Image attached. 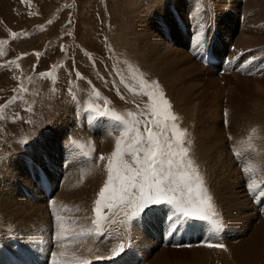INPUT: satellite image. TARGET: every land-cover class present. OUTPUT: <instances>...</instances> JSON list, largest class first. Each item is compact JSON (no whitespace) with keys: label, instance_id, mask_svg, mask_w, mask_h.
<instances>
[{"label":"rangeland","instance_id":"rangeland-1","mask_svg":"<svg viewBox=\"0 0 264 264\" xmlns=\"http://www.w3.org/2000/svg\"><path fill=\"white\" fill-rule=\"evenodd\" d=\"M142 1L143 0H0V190L3 189L0 192L3 193V195L1 194L0 197L6 196L7 198L8 195L10 199L13 198L11 201H16L18 200V196H25V190L23 191V194H19V191L22 192V189H24L23 183H21L19 180L21 175H23V173L26 171L25 169L21 168L25 167L27 164L26 162L29 163V161L20 155L21 152H17L14 147H23L24 150H29L33 154L36 149V144L41 142L42 145L39 147L41 151L38 150L35 152L37 159H44L45 161L43 162L45 165L50 166L54 161H57L58 167L61 169H57L60 170V172L59 175H57L59 178L56 180L49 175L52 178L53 183L58 185V189L54 193L55 197L59 190V184L61 185L62 178L65 174L63 173L65 167L64 163L71 156V154L64 156V153L69 148L67 141L62 139L63 136L66 135L68 127H70L66 123L65 126L61 128L63 132L62 136L56 139L58 144L54 147L55 149H49L52 148L50 147L52 145V140L49 138V136H51L53 132L56 120H58L60 117L72 119L71 116H78L79 120L86 118L89 124H91L93 127V131L95 133L92 134L89 132L88 134L89 137L91 135L94 136V138L90 137V141L92 140L94 143L97 140H103V136H105V134L109 135V133H105L103 130L105 125H118L117 128H121V125L117 123H110L94 118L92 112L86 111L84 109L85 106L87 109L93 110L97 116H101L100 113L106 112L108 114L103 115V117L109 120L127 123L131 129V131L127 130L128 134H121V131L111 132L110 136L114 137V143H112L114 145H112L113 147L109 145L108 148H105L102 140L100 142L97 141L98 144L96 146L101 147H99V149H94L92 155L95 157L97 156V159H100L101 155L104 156V166L102 165L100 168L103 177L95 192L96 198L98 199L99 188L101 185L103 187L104 183L107 181V179L105 181V177L108 176L106 163L110 158L111 153L115 151L116 141L121 140L122 145H133L138 136L141 139L146 136L145 120L154 119L150 115L151 101L145 94L147 91L163 93L164 97L170 102V111L178 117L176 121H168L167 127H165L163 123L161 124V127L153 126L152 131L158 134L161 140L168 139L170 142L173 141L172 124L176 125L178 131L184 133L182 140L183 146L189 149L188 159L193 162L198 174L201 171L204 179L206 178L205 182L208 185L206 189L208 193L210 191V193H212L210 196L212 198L213 196L216 198V202H213L212 204H226L223 201L220 203L219 199H229L232 195L229 193L227 186L226 188L222 189L223 193L221 194L223 197L220 198L218 195L219 192L215 194L213 193L215 190V185L219 183V181H224V178H222L223 176L220 174L219 169L216 170L215 168L210 167L206 169L199 161V158L196 154L195 145L197 144L195 141L200 142L203 140V142L206 144L209 140L208 138L214 139V141L217 142V146L220 145V147H222L220 148L221 151L224 149L223 162L227 168L226 156L229 161L233 163L232 158L229 157L231 155L227 148L230 137L236 139L237 137L241 136L242 133H248L250 130L252 132L256 131V133L254 132L255 138L260 137L259 139L249 138L248 142L239 141V143L236 145L245 147V152H247V150L250 151L247 152V155L253 154L255 157L256 165L254 170L248 172V168H245L247 172L250 175L255 174L258 177L264 175V163L261 160V156L264 158V140H262V138H264V125L261 122L258 123L259 121H262L261 119L263 116H259V118H261H258L257 122L255 119L257 116L253 115L254 113L252 110V108L254 109L255 106L260 104L263 106L262 114H264V72H261L264 71V67L260 72H257V70H255V66H253L251 68L252 71L249 73L250 76H243L236 73H227L223 75L222 78H219L216 71H214L215 69H211V67H203L202 64L196 61L187 52L186 48L184 47L185 39L183 38L181 32L177 30L175 22L168 11V1L154 0L155 6L148 12L149 14L146 20L149 22L151 21L149 25H152L153 22H156L157 17H161L163 19L160 13L163 12L161 7L164 8L168 18L164 17L163 21L169 26V34L172 36L175 42L173 44L167 42L158 26L154 33L151 34L163 40L165 43L164 45L168 49L170 46L173 49H177L179 51L181 50V52L186 56L183 61H176L175 59V65L173 64L172 66L161 67L160 64L162 62L156 61L155 58L151 61L149 56L147 58L145 54H140L137 50L135 43L137 40V36H135L137 32L135 31V28L138 27L137 24L139 22V17L137 16L136 11L140 8L138 6L141 5ZM172 1L176 4L180 12L184 9V0ZM189 1L192 7L199 6L202 12L205 10L212 18L215 17L213 21L214 24H216V40L220 43L221 47L225 43L222 48L223 51H227V48L230 44L234 45L233 42L238 38V33L243 28L247 27L250 31V34H252L251 37H254L256 41V45L254 43V45L251 46V49L258 48L256 54L259 56L264 55L263 0H261L262 2L260 0ZM241 14H243V20ZM182 16L185 18L183 14ZM240 20H242V22ZM250 24L252 25L250 26ZM133 38L136 40H131ZM242 49L243 48L237 49L238 53ZM235 50L236 49L231 50L232 54L235 53ZM167 54L172 56L171 51ZM160 56L163 57L162 55ZM177 56H179V54H177ZM187 57H189L192 62ZM249 58H251V56ZM245 59L247 62L244 64L251 62V60L248 59V56H246ZM158 60L164 59L161 58ZM186 61H188V63ZM190 62L192 63V69L188 71V64H191ZM198 64H200L202 68L205 69V71L200 69ZM169 68L171 69L169 70ZM184 68H186L185 71L177 73L178 70H184ZM210 78H213L214 80ZM221 79L224 80V83H222L223 81H221ZM212 80L214 81L215 87L211 82ZM92 81L97 84L99 91L95 89ZM215 88L217 91H215ZM260 88L263 90L261 91ZM254 96L257 97L255 98ZM252 99H254L255 102L254 100L252 101ZM77 102L84 106L79 105V107ZM67 103L71 105L66 106ZM233 105L234 107L238 106L240 111L238 107L234 108ZM70 106L72 108L73 115H70L71 110L70 112L67 110V108ZM182 109L184 111L188 110L186 112L189 115L185 114ZM189 110L191 111L189 112ZM76 112L81 115H76ZM214 113L217 114V117ZM117 116L120 117L119 120L116 119ZM212 117H216L215 120L212 119ZM246 118H250V121H248ZM243 119H245V121H243ZM254 120L257 123L254 122ZM246 123L251 126H247ZM253 123L256 124V126ZM253 128L255 130H253ZM121 129L123 130V128ZM44 133L46 134L44 135ZM205 134L207 136H205ZM237 134L239 135L237 136ZM205 137H208L207 140ZM22 141L29 142L19 144L16 143ZM255 145L259 147L260 150L257 147H254ZM217 146L214 147L217 149ZM249 147L253 150H251ZM215 148L213 149L215 150ZM60 149L63 152L62 157L59 156ZM83 153L84 155L88 154V152ZM72 155L75 156L74 154ZM125 159L131 161L132 156L127 155ZM250 165L251 162L248 161L245 167H249ZM252 165H254L253 162ZM231 167H233V169L236 168V166H229V168ZM4 169L6 170L4 171ZM224 169L225 167L222 166L221 170ZM237 170L238 169H236V171ZM4 175L7 176L5 177ZM217 175H220L222 179L220 180L219 176ZM239 183L242 185L240 188L243 190L242 192L244 197H247V194H244L245 191L243 189V183L241 179L239 180ZM210 184L211 186L214 185V188L210 187ZM16 187V191L19 189V191H17L18 195L16 194L15 190H13ZM247 199L250 205H252L249 197H247ZM37 201L39 204H46L44 199L39 198ZM58 202L59 200H56L55 203L52 204V207L57 209V216L64 214L66 211L64 204H62L61 201L59 203ZM2 205L4 206L5 204ZM2 205L0 206V210L2 212H0V224L2 222V228H6V230H2V228H0V233L2 232L0 235V261L4 258V256H1L3 252L7 249L11 250V243L17 240L16 236L19 238V240H21V242L23 237L27 244L31 246L42 245V248L46 246L45 243L50 242L48 239L51 240L50 237L54 236V230H57V228L54 221H52V223H54L53 225L47 220L44 221L46 216L50 217L51 219H55V217L52 216V212H50L49 206L46 205L45 210L42 212V209L39 211V209L35 207V209L29 210V208L27 209V206L23 208L17 203L19 206L18 208L24 211V216L26 215L25 218L30 219L27 217L28 213L33 217L30 219L31 221L28 220L25 222L23 219L22 221H18L19 218L14 219L11 218V216H8V220L6 219L4 221L5 217L7 216L6 211L4 212V209L10 206V208H7V210H12L16 204L12 205V203L8 201V205H6L7 207H3ZM115 207L111 211H109L107 208L102 209L103 213L108 215L106 219L111 218L109 216L113 215V223H115L113 225L118 229H116L115 232L117 234H113V238H121L126 242L131 241L133 245L135 231H133L134 229L131 226L126 227L124 224L123 220H128L125 210L123 209L120 213H118ZM253 207L255 208V206ZM224 210L225 209H223V214L220 212V217H222V220L220 217L211 218L210 215V218H208L211 222H214L213 225L216 228V234H213V236L216 235L218 237V242L220 240L219 243L223 245L224 242H222V239H224L228 225L230 226V224L233 222L232 220L234 219L230 211L226 210L224 213ZM171 211L172 210H169L167 213ZM128 213L131 214L130 211H128ZM256 213L257 215L259 214L257 210ZM252 215L253 218H255H248L247 220V222H249L248 224L252 223L251 227L246 226L248 232L251 229V231H255V229H257L258 218H256L255 213H252ZM74 216H78V214L74 213ZM12 220L14 224L12 223ZM90 222L86 223L84 226L86 228L82 229H85L84 231L81 230L82 226L78 227V231L85 232L88 230V228H92V223ZM158 222L159 221L156 218L154 223L150 222L149 224L154 230H156L158 227ZM4 224H8L9 226H5ZM28 224L29 226H27ZM89 224L91 225L90 227L88 226ZM102 225L104 227L107 226L105 221L102 223ZM209 225L211 227L204 228V232L207 229L213 230L212 225L210 223ZM65 226L67 227V224ZM13 227L16 230V235L14 233L15 230ZM48 228H50V230H48ZM21 229L24 230V233ZM119 229L121 231H119ZM139 231H142V229H139ZM156 231L158 232L157 235L160 237L159 230ZM148 233L150 238L154 241V235L151 234L149 230ZM93 237L96 238V236ZM94 238L93 240H95ZM232 240L235 241L234 239ZM155 245L157 247L153 245V249L147 259L156 258V256H159L162 262L166 259L163 264H175L172 263L175 261L177 264H179V262L180 264H195L194 259L197 255H195V253H207L208 248L210 253L207 254L209 256L212 255L210 247H207L205 243L202 245H168V248L166 246H161L160 243H156ZM97 247L101 246L98 244ZM196 247H200V249L197 251ZM202 247H205L206 249ZM192 248L197 252L192 250ZM169 249L174 251L172 252V250ZM188 249L191 250L189 251ZM138 250L140 253V249ZM168 250L171 254L168 252ZM186 250L189 252H186ZM165 253L167 254L166 256L168 259L164 255ZM183 253L185 254L183 255ZM216 254L218 253H215V255L213 253V255L210 257L213 261L216 257V259L220 257V254L219 256H216ZM179 258L180 260H178ZM169 260L172 261L169 262ZM183 260H186L187 263ZM68 262L69 264H80L79 262L73 261H67L65 264ZM147 262L149 261L147 260Z\"/></svg>","mask_w":264,"mask_h":264},{"label":"bare ground","instance_id":"bare-ground-1","mask_svg":"<svg viewBox=\"0 0 264 264\" xmlns=\"http://www.w3.org/2000/svg\"><path fill=\"white\" fill-rule=\"evenodd\" d=\"M232 1V0H231ZM244 1V0H243ZM261 1V0H260ZM264 1V0H263ZM259 2V1H258ZM262 2V1H261ZM260 2V3H261ZM156 3V2H155ZM248 3V2H247ZM257 3V1H256ZM264 3V2H263ZM147 4V5H145ZM259 4V3H258ZM262 4V3H261ZM164 5V4H163ZM254 5V3H253ZM252 5V6H253ZM260 5V4H259ZM264 5V4H263ZM154 0H143L141 5L138 6L140 7L139 9H137L136 11V14L137 16L139 17V22H138V27L135 28V31L137 32V34L135 36H137V40L136 39H131V40H136V46H137V50L139 51L140 54H145V56L148 58V56L150 57L149 59H156V61L158 62H162L160 64L161 67H168V66H172L174 64V60L176 59L177 60H180V61H183L185 59V55L181 52V50H177V49H173L169 46V49L164 45L165 43L163 42V40H161L160 38H158L157 36H154L152 35L151 33H154V31L156 30L157 28V23L156 22H153L152 25H149V22L148 20H146V18H148V12L150 11L151 8H154ZM243 6V5H242ZM249 6V5H248ZM257 7V6H256ZM248 8V7H247ZM255 8V6H254ZM263 8V7H262ZM257 9V8H256ZM260 9V8H259ZM258 9V10H259ZM152 10V9H151ZM161 10L163 12L160 13V15L163 17H166L168 18V15L166 13V10L164 8L161 7ZM165 10V11H164ZM262 10V9H261ZM153 13V11H152ZM258 14V13H257ZM247 17V16H246ZM136 18V17H135ZM135 18H132V19H135ZM129 20V19H128ZM138 20V19H137ZM132 21V20H131ZM169 21V19H168ZM174 21V20H173ZM134 22V21H133ZM252 22V21H251ZM245 23V22H244ZM256 24V23H255ZM243 25V24H242ZM245 25V24H244ZM252 24H250L251 26ZM133 27V26H132ZM150 27V29H149ZM241 27V26H240ZM249 27V26H248ZM243 28V27H242ZM241 28V29H242ZM256 29V28H255ZM134 31V30H132ZM240 31V30H239ZM134 32V33H136ZM132 33V32H131ZM239 36L238 38L233 42L234 45L236 46V49H239V48H247V47H251L252 45H256V41L254 39V37H251L252 34H250V31L247 27L243 28L239 33ZM264 37V35H263ZM262 37V38H263ZM163 39V38H162ZM264 39V38H263ZM263 41V40H262ZM129 42V41H128ZM232 42V41H231ZM134 43V44H135ZM225 44V43H224ZM223 44V46H224ZM261 44V43H260ZM259 44V45H260ZM264 45V44H263ZM222 46V48H223ZM179 49V48H178ZM172 52V56H169L167 53L168 52ZM177 54H179V56H177ZM160 55H162L163 57H161ZM167 55V56H166ZM164 59V60H158V59ZM191 62L192 60L187 57ZM148 60V59H147ZM149 61V60H148ZM188 63V61H186ZM190 62V63H191ZM150 63V62H149ZM159 64V63H158ZM180 64V63H179ZM175 65V64H174ZM188 71L192 69V63L191 64H188ZM200 66V69H203L202 66L200 64H198ZM197 65V66H198ZM155 67V66H154ZM196 67V66H195ZM204 67V66H203ZM206 67V66H205ZM208 68V67H207ZM171 68H169L170 70ZM186 68H184V70H178L177 73L181 72V71H185ZM210 69V68H209ZM205 71V69H203ZM211 70V69H210ZM207 71V70H206ZM209 72V70H208ZM171 74V73H170ZM179 75V74H178ZM233 77V76H232ZM234 78V77H233ZM210 79H213V78H210ZM214 80V79H213ZM211 81L214 85V81ZM241 80V79H240ZM231 85V84H230ZM257 86V85H256ZM187 87V86H186ZM215 87V85H214ZM261 89V88H260ZM263 89H261L262 91ZM215 91L216 88H215ZM233 91V90H232ZM185 93V92H183ZM264 93V92H263ZM232 94V93H231ZM208 95V94H207ZM260 95V94H259ZM262 95V93H261ZM211 96V95H210ZM255 98L257 96H254ZM184 98V97H183ZM189 98V97H188ZM261 98V97H260ZM254 99H252L253 101ZM261 100V99H260ZM180 101V100H179ZM177 101V102H179ZM263 101V100H261ZM255 102V100H254ZM257 102V100H256ZM259 102V101H258ZM73 103V102H72ZM78 103V102H77ZM188 103V101H187ZM262 103V102H261ZM74 104V103H73ZM259 104V103H257ZM71 104H68L66 106H69ZM80 105V103H78V106ZM178 105V104H177ZM190 105V104H189ZM188 105V106H189ZM250 105V103H249ZM251 106V105H250ZM73 107V106H72ZM80 107V106H79ZM78 107V108H79ZM234 107V105H233ZM238 107V106H237ZM237 107H234V108H237ZM75 108V107H74ZM73 108V109H74ZM77 108V109H78ZM252 108V107H250ZM248 108V109H250ZM76 109V108H75ZM80 109V108H79ZM180 109V108H178ZM239 109V107H238ZM62 110H65V109H62ZM68 112H70L71 110V113L70 115H73V112H72V108L71 106L67 108ZM82 110V109H81ZM183 110V109H182ZM245 110V109H244ZM253 110V115H256L257 118H255L258 122V118L259 116H263L262 117V121H259L258 123H263L264 125V114H262V110H263V106L262 105H257L254 107V109L252 108ZM76 111V110H75ZM186 111L188 110H183V112L187 115H189ZM191 110H189L190 112ZM240 111V109H239ZM243 111V110H242ZM241 111V112H242ZM218 112V111H217ZM264 112V111H263ZM66 113V112H65ZM77 113V112H76ZM232 113V112H231ZM243 113V112H242ZM191 114V113H190ZM217 117V114L214 113ZM245 114V113H244ZM64 115V114H63ZM76 115H81V114H76ZM242 115V114H241ZM246 115V114H245ZM234 116V115H233ZM244 116V115H243ZM255 116V117H256ZM71 118L69 119H66V118H62L60 117L58 120H56L55 122V127L53 128V132L51 134V136H49V138L52 140V145L50 147L52 148H49V149H55L54 147L58 144V141L56 140L57 138L61 137L63 132L61 130L62 127L65 126V123L68 124V130H67V133L65 136H63L62 139H64L65 141H67L68 143V146H71V143L74 145L75 148H77L78 150H83V151H86L88 153H93L94 152V149H99V147L101 146H96L98 144V142L100 141H90V137L91 138H94L93 135H91L90 137L88 136L89 132L92 133V134H95L94 131H93V127L91 126V124H89V122L87 121L86 118H84L83 120H79L78 116H71ZM82 117V116H81ZM211 117V116H210ZM215 117V118H216ZM246 117V116H245ZM215 118L212 117V119L215 120ZM261 118V117H260ZM259 118V119H260ZM239 119H242V118H239ZM247 119V118H246ZM213 120V122L215 123V121ZM248 121H250V118L247 119ZM253 120V118H252ZM251 120V121H252ZM243 121H245V119H243ZM247 122V121H246ZM253 122V121H252ZM254 122H256L254 120ZM256 122V123H257ZM247 126L248 123H246ZM250 124V123H249ZM252 124V123H251ZM254 124V123H253ZM59 125V126H58ZM117 125V124H116ZM242 125V124H241ZM256 126V124H254ZM262 125V126H263ZM52 126V125H51ZM215 126V125H214ZM232 126V125H231ZM251 126V125H250ZM249 126V127H250ZM254 126V127H255ZM259 126V125H258ZM117 126L115 125H112V124H107L105 125L104 127V132L105 133H109V135H106L103 136V144H104V147L105 148H108L109 145L111 147H113L114 145L112 143H114V137L110 136L111 132L115 131L117 128ZM212 127V126H210ZM241 127V126H240ZM248 127V128H249ZM264 127V126H263ZM112 129V131H111ZM51 130V129H50ZM124 130V129H123ZM234 130V129H233ZM245 130V129H244ZM253 130H255L253 128ZM262 130V129H260ZM211 131V130H209ZM256 133V131H254ZM253 132V133H254ZM103 133V132H102ZM43 134V133H42ZM46 133H44L45 135ZM104 134V133H103ZM200 134V133H199ZM223 134V133H222ZM221 134V135H222ZM258 134V133H257ZM116 135V134H115ZM198 135V134H197ZM68 136V138H67ZM200 136V135H199ZM205 136H207L205 134ZM260 136V135H259ZM258 136V137H259ZM211 137V136H210ZM218 137V136H217ZM44 138V137H43ZM48 138V137H47ZM48 138V139H49ZM100 138V137H99ZM206 138V137H205ZM208 138V137H207ZM206 138V140H207ZM257 138V137H256ZM260 138V137H259ZM257 138V139H259ZM42 139V138H41ZM98 139V138H97ZM197 139V138H196ZM208 142L205 144V142L200 141V142H197L195 141V143L197 145H195L196 147V154L199 158V161L204 165V167L207 169V168H215L216 170L219 169V172L220 174H222V178H224V181H219V183H217L215 185V190H214V194L219 192L218 195L221 197L223 193L222 189L223 188H226V186L228 187L229 189V193L232 195L231 198L229 199H224V198H221L219 199L220 200V203L223 201L225 202L226 204H219V203H215L213 204V212L211 213L213 216L212 217H220V212L223 214V209L224 210V213L225 211H230L233 215L232 217L234 218L232 221V223L230 224V226L228 225V228L226 230V233L224 235V239H222V242H224V248H210L211 252H212V255L214 253H218L216 254V256L220 254V257L218 259H214V261L212 260V258H210L211 256H209L208 254L210 253L208 250H207V253H195L197 252L199 248H197L195 251L193 248L192 250H194L195 252V255H196V258L194 259V262L195 264H264V218H262L261 216L257 215L256 211H255V208L250 205V203L248 202V199L247 197L243 195V190L242 188V185H240L239 183V173L236 171L237 168L233 169V167L229 168V166H235L234 165V161L232 159V162L231 163L229 161V159L227 158L226 156V164H227V168H226V165L225 163L223 162L224 161V149L221 151L220 148V142L218 141V145L217 146V142L214 141V139H210L208 138ZM217 139V138H216ZM39 140V139H38ZM62 140V141H64ZM95 140V139H94ZM200 140V139H199ZM218 140V139H217ZM262 140H264V138H262ZM64 141V142H65ZM262 142V141H261ZM260 142V143H261ZM262 144V143H261ZM260 144V145H261ZM31 145V144H30ZM40 145H42V142L41 143H37L36 144V149H35V152H37L38 150H40ZM113 145V146H112ZM223 145V143H222ZM29 146V145H28ZM33 146V145H32ZM214 146H217V149L214 147ZM224 146V145H223ZM248 146V145H247ZM253 146V145H252ZM34 147V146H33ZM97 147V148H96ZM219 147V148H218ZM254 147H257L256 145ZM264 147V146H263ZM15 150L17 152H21L20 155H22L27 161H29L30 164H33L34 166H40L42 167V170H44L43 168L46 167L45 163L43 161H45L44 159H40L38 158L37 159V155L35 154V152L32 154L31 151L29 150H24L23 147H14ZM27 148V147H26ZM215 148V150L213 149ZM245 148V147H244ZM248 148V147H247ZM250 148V147H249ZM259 149V147H257ZM256 148V149H257ZM32 149V148H30ZM112 149V148H111ZM220 149V150H219ZM251 149V148H250ZM33 150V149H32ZM110 150V149H109ZM253 150V149H251ZM260 150V149H259ZM99 151V150H98ZM107 151V150H106ZM258 151V150H257ZM97 152V151H96ZM101 152V151H100ZM111 152V151H109ZM247 152H250L247 150ZM246 152V153H247ZM252 152V151H251ZM104 153V152H103ZM254 153V152H253ZM19 154V153H17ZM16 154V156H17ZM67 151L64 153V156H67ZM84 154V153H83ZM106 154V153H105ZM255 154V153H254ZM264 154V153H263ZM63 155V152L62 150L60 149V153H59V156L62 157ZM75 156H73L71 154L70 158L64 163V171L63 173L64 174V177L62 178V183L61 185L59 184V190L57 192V194L55 195V197L53 198V202L52 204L55 203L56 200H59V202L61 201L62 204H64L65 206V213L62 214V215H59L58 217L60 218L59 221H57V218L55 219H51L50 217L46 216L45 220L44 221H49L50 223H52V221H54L55 226L57 228V230H54V236H51V240L48 239L50 242L49 243H45L46 246H44L42 248V250H45L47 247L50 248V251L51 253H56V257H55V261H56V264H65V262L67 261H73V262H79L80 264H83L85 262H89V264H163V262L166 260H164L163 262L160 260V257L159 256H156V258H151V259H147V257L150 255V252L152 251L153 249V245L156 246L155 244L158 243V241L160 242V239H159V236L157 235V238L156 236L154 235L153 238H154V241L150 238L149 236V233H148V230H146V228H143L142 231H139V228L133 224L132 222H129V220H123L124 221V224L125 226H131L135 231V236L133 238V245H132V242L129 241V242H126L128 247L131 248L130 252L129 253H122L120 256L116 257V258H112V259H109V257H111V254L113 253V250L116 248V245H117V242H118V239L114 240V238H111L113 240H109V241H105L103 239H106V236L102 237V236H99L97 237L96 236V241H99L100 238H101V242L98 243L99 246L101 247H97L98 244H94V240H93V236L95 235H92V236H88L87 238H82V239H79V240H76V241H68V242H65L63 244H58L56 241H57V232L60 231V228L58 227L59 224H62L63 227L65 229H67L66 232L63 233V235L65 236H70V234H77L79 232H82L84 230H82L83 228H86L84 227L86 225V223L92 221V215L95 214L94 211H93V208L95 207V201H96V195H95V192H96V189L97 187L99 186L101 180H102V172H101V166L103 165L104 166V160H100V159H97L94 155H90L89 157V161L88 162H84L82 160V158H79L78 155L79 153H75L74 154ZM87 155V154H86ZM261 155V154H259ZM258 155V156H259ZM15 156V157H16ZM19 156V155H18ZM107 156V155H106ZM229 156V155H228ZM257 156V155H255ZM230 157V156H229ZM247 157H250V162H251V165L249 167H245V168H248V172L249 171H253L254 168H255V165H256V161H255V157L253 156V154H249L247 155ZM253 157V158H252ZM262 157V162L264 163V158L263 156ZM20 158V157H19ZM99 158V157H98ZM257 158H260V157H257ZM16 159V158H15ZM54 159V158H53ZM252 159V160H251ZM20 160V159H18ZM258 160V159H257ZM14 161V160H13ZM252 162L254 163V165H252ZM261 162V163H262ZM28 163V162H26ZM248 163V162H247ZM57 164L58 166V163L57 161H54L53 164L51 166H55ZM107 164V163H106ZM202 165V166H203ZM248 165V164H247ZM263 165V164H262ZM224 166L225 169L224 170H221V167ZM261 166V165H260ZM8 167V166H7ZM262 167V166H261ZM60 169V167H58ZM21 169H25L26 170V166L25 167H22ZM6 169H4L5 171ZM9 170V169H8ZM61 170V169H60ZM60 170H57L55 172H50L49 175L53 178V179H57L59 178V172ZM257 170V169H255ZM208 171V170H207ZM261 171V170H260ZM62 172V171H61ZM210 172V171H209ZM208 172V174H209ZM213 172V171H212ZM10 173V172H9ZM254 173V172H253ZM257 173V172H256ZM38 175L40 176V174L38 173ZM215 175V173H214ZM5 176V175H4ZM7 176V175H6ZM5 176V177H6ZM219 176L220 180L222 179L220 175H217ZM47 176L43 179V183H42V188L39 189L37 186L35 187V184L34 182L32 181V179L28 176L27 172L25 171V173H23V175H21L20 177V182L23 183V186H24V189H22V192L19 191V189L17 191H19V194H23V191L25 190L24 194L25 196L24 197H21V196H18V200L14 201L11 199L13 198H9V196L7 195V198L6 196H2L0 197V206L2 204H5L4 206L8 205V201L12 203V205H15L16 206L10 210L7 208H10L7 207L4 209V212L6 211V217L4 219V221L7 219L8 220V216H11V218H19L18 221H23L25 220L28 221L30 219H32V215L28 213V216L30 219H27L25 218L24 216V211L23 210H20L17 205L20 204L21 207H25L27 206V209L29 208V210H32V209H35V207L37 209H39V211L42 209V212L43 210H45L46 208V204H39V202L37 201L39 198L40 199H44L45 202L46 200L49 198V193H51V183L47 180ZM5 179V178H4ZM13 179V178H12ZM218 179V178H217ZM216 179V180H217ZM2 181V180H1ZM18 181V182H19ZM59 183V181H58ZM20 185V184H19ZM7 186V185H6ZM214 186V185H213ZM211 186L210 184V187H213ZM2 188V187H1ZM214 188V187H213ZM212 188V189H213ZM17 187L13 190H15L16 194L18 195V192L16 191ZM3 190V189H1ZM0 190V192H1ZM5 190V189H4ZM227 191V190H226ZM8 192V191H7ZM54 192V191H53ZM211 192V191H210ZM209 194H212L210 193ZM228 192V191H227ZM225 193V192H224ZM1 194L3 195V193H0V196ZM5 194V193H4ZM245 194V192H244ZM226 195V194H225ZM246 195V194H245ZM255 195H257V192H255ZM51 196L53 197L54 196V193L51 194ZM213 196V195H212ZM218 196V198H219ZM214 199V200H213ZM216 198H212L213 202H216L215 201ZM218 200V199H217ZM41 201V200H40ZM58 202V203H59ZM230 203V204H229ZM57 204V203H56ZM3 206V205H2ZM3 206V207H4ZM22 208V209H23ZM61 208V207H60ZM253 208H254V211H253ZM63 209V208H62ZM106 209V208H105ZM1 212V210H0ZM2 213V212H1ZM32 213V212H31ZM40 213V212H39ZM74 213H77L78 216H74ZM252 213H255L256 215V218L257 221H258V224H257V229H255V231H249L248 232V229L246 226L248 227H251V224H248L249 222H247L248 218H253V215ZM38 214V213H37ZM45 214V213H44ZM4 215V214H3ZM47 215V214H46ZM67 215V216H66ZM115 216V215H114ZM225 216V215H224ZM229 217V216H227ZM1 218V217H0ZM4 218V217H3ZM10 218V217H9ZM40 218V217H39ZM210 218V217H209ZM221 220H222V217H220ZM245 218V219H244ZM255 218V217H254ZM253 218V219H254ZM121 219V218H120ZM224 219V218H223ZM226 219V218H225ZM252 219V220H253ZM11 220V219H10ZM212 220V219H211ZM218 220V219H217ZM230 220V219H229ZM3 221V220H2ZM15 221V220H14ZM31 221V220H30ZM37 221V220H36ZM120 221V220H119ZM159 221V220H158ZM207 222H209L212 227H213V230L212 229H207L205 232H206V235L207 237H209L210 239L206 238L207 241H203V239H201V242L198 241V244L197 245H202V244H207V243H217L218 242V237L216 235L213 236V234H216V228L214 227L213 225V221L211 222L209 219H206ZM219 221V220H218ZM217 221V223H218ZM228 221V220H227ZM9 222V221H7ZM11 222V221H10ZM247 222V223H246ZM12 223H13V220H12ZM20 223V222H19ZM23 223V222H22ZM44 223V222H43ZM52 223V225L54 224ZM91 223V222H90ZM118 223V222H117ZM230 223V222H229ZM238 223V224H237ZM246 223V225H245ZM9 224V223H8ZM8 224H4L5 226H7ZM14 224V223H13ZM12 224V226H13ZM17 224V222H16ZM21 224V223H20ZM31 224V223H30ZM38 224V223H37ZM36 224V225H37ZM47 224V223H46ZM67 224V227L65 226ZM115 224V223H113ZM112 224V225H113ZM219 224V223H218ZM236 224V225H235ZM11 225V224H9ZM8 225V226H9ZM23 225V224H22ZM26 225V224H25ZM35 225V226H36ZM39 225V224H38ZM37 225V226H38ZM147 225V224H146ZM146 225H144V227H146ZM223 225V224H222ZM29 226V224L27 225ZM81 227V230L82 231H78V227ZM225 226V225H224ZM16 227V226H15ZM18 227H19V224H18ZM21 227V225H20ZM24 227V226H23ZM107 227V226H106ZM118 227V226H117ZM121 227V226H120ZM130 227V228H131ZM223 227V226H222ZM256 227V225H255ZM0 228H2V222L0 224ZM40 228V227H39ZM6 230V228H2V230ZM10 229V228H9ZM14 229V227H13ZM29 229V228H28ZM91 229V228H88V230ZM116 227L111 226V233L112 234H117L115 233L116 232ZM126 229V228H125ZM15 230V229H14ZM31 230V229H30ZM44 230V229H43ZM88 230H86L85 232H87ZM118 230V229H117ZM11 231V230H10ZM26 231V230H25ZM32 231V230H31ZM119 231H121L119 229ZM132 231V232H133ZM221 231V230H220ZM225 231V230H224ZM28 232V231H27ZM35 232V231H34ZM129 232V231H127ZM2 233V232H1ZM0 233V235H1ZM15 235L17 234L16 233V230H15ZM122 233V232H121ZM124 233V232H123ZM134 233V232H133ZM5 234V233H3ZM13 234V233H11ZM28 234V233H27ZM33 234V233H32ZM130 234V233H129ZM14 235V236H15ZM35 235V234H34ZM107 235V234H106ZM28 236V235H27ZM120 236V234H119ZM213 236V237H212ZM117 237V236H116ZM131 237V235H130ZM49 238V237H48ZM103 238V239H102ZM2 239V238H1ZM11 239V238H10ZM16 239L15 241H19V238H17L16 236ZM23 241H24V238L22 237ZM95 239V238H94ZM130 239V238H129ZM156 239V240H155ZM232 239H234L235 241H233ZM93 242V243H92ZM220 242V240H219ZM218 242V243H219ZM3 243V242H2ZM221 244V243H220ZM33 246H36V245H33ZM157 247V246H156ZM167 247V246H166ZM5 248V247H4ZM168 248V247H167ZM202 248H205V247H202ZM142 252L141 254L139 253V250ZM206 249V248H205ZM163 250H166V249H163ZM169 250H172V249H169ZM168 250V252H169ZM189 250V249H188ZM191 250V249H190ZM189 250V251H190ZM11 252H13L12 250H9ZM103 251V252H102ZM138 251V252H137ZM174 250H172L173 252ZM176 251V250H175ZM186 250V252H189ZM206 251V250H205ZM161 252V251H160ZM184 252V251H183ZM202 252V251H201ZM170 253V252H169ZM171 254V253H170ZM180 254V253H179ZM185 253H183L184 255ZM153 255V254H152ZM156 255V254H155ZM162 255V254H161ZM165 256L167 255L166 253L164 254ZM174 255V254H173ZM1 256H4L3 260H1L0 264H6V262L8 261L9 259V256L3 252V254ZM97 256H101L102 257V263L100 262H96L95 261V258ZM187 256V255H186ZM164 257V256H162ZM195 257V256H193ZM214 257V256H213ZM167 258V256H166ZM188 258V256H187ZM190 258V256H189ZM168 259V258H167ZM173 259V258H172ZM147 260L149 262H147ZM175 260V259H173ZM180 260V258L178 259ZM189 260V259H188ZM193 260V258H192ZM168 261V260H167ZM172 261V260H169V262ZM184 262H186V260H183ZM72 262V263H73ZM182 262V261H181ZM172 263H175L177 264V262H172ZM187 263V262H186ZM49 264H53V257L50 259V263ZM69 264V262L67 263ZM74 264V263H73ZM180 264V262H179ZM193 264V263H191Z\"/></svg>","mask_w":264,"mask_h":264},{"label":"snow or ice","instance_id":"snow-or-ice-1","mask_svg":"<svg viewBox=\"0 0 264 264\" xmlns=\"http://www.w3.org/2000/svg\"><path fill=\"white\" fill-rule=\"evenodd\" d=\"M201 41V35L194 37L193 47ZM150 104V115L154 119L145 120L146 136H139L133 145H122L116 141L115 151L107 161V181L100 188L98 199L95 201L92 219V228L87 232H79L74 236H65L67 231L62 224L58 227L57 243L76 241L88 236H103L102 222L106 217L102 209L109 211L114 206L130 211L128 220L137 218L145 209L154 205H167L171 210L170 219L177 221H203L213 212L212 197L204 186L203 178L198 174L193 162L188 159L189 149L183 146V132L172 124L173 141L161 140L159 135L152 131V127H167L168 121L178 119L171 111L170 102L163 93L147 91L145 93ZM15 99V98H14ZM108 113L102 112L101 116ZM19 118V117H17ZM163 118V119H161ZM120 119V117H116ZM131 155V161L125 159ZM100 160H104L101 155ZM57 217V221H59ZM210 248H224L220 243H207ZM124 251V246L113 250L112 259ZM53 264H56V253H52ZM100 257H98L99 259ZM89 264V262H85Z\"/></svg>","mask_w":264,"mask_h":264}]
</instances>
